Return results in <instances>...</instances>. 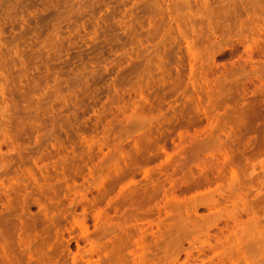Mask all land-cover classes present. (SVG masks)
<instances>
[{
    "label": "rangeland",
    "instance_id": "obj_1",
    "mask_svg": "<svg viewBox=\"0 0 264 264\" xmlns=\"http://www.w3.org/2000/svg\"><path fill=\"white\" fill-rule=\"evenodd\" d=\"M0 264H264V0H0Z\"/></svg>",
    "mask_w": 264,
    "mask_h": 264
},
{
    "label": "bare ground",
    "instance_id": "obj_2",
    "mask_svg": "<svg viewBox=\"0 0 264 264\" xmlns=\"http://www.w3.org/2000/svg\"><path fill=\"white\" fill-rule=\"evenodd\" d=\"M261 241H262V240H261ZM242 253H243V252H242ZM242 253H241V254H242ZM244 255H245V254H244ZM242 256H243V255H242ZM253 261H254V260H253Z\"/></svg>",
    "mask_w": 264,
    "mask_h": 264
}]
</instances>
